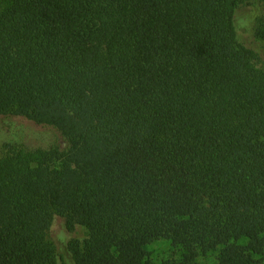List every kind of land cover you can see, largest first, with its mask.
Segmentation results:
<instances>
[{
    "label": "trees",
    "instance_id": "trees-1",
    "mask_svg": "<svg viewBox=\"0 0 264 264\" xmlns=\"http://www.w3.org/2000/svg\"><path fill=\"white\" fill-rule=\"evenodd\" d=\"M260 39L264 0H0V264H264Z\"/></svg>",
    "mask_w": 264,
    "mask_h": 264
},
{
    "label": "rangeland",
    "instance_id": "rangeland-1",
    "mask_svg": "<svg viewBox=\"0 0 264 264\" xmlns=\"http://www.w3.org/2000/svg\"><path fill=\"white\" fill-rule=\"evenodd\" d=\"M250 12V11H249ZM258 10L256 8L253 9V13H257ZM241 33L247 40H252L253 37V30L252 26L247 23L246 26H244L243 29H241ZM256 47L258 48L259 51L264 53V39H260L257 41ZM6 119L4 117H0V131L2 134L5 132H9L8 130L10 129V126L6 125ZM9 123L15 127V129H21L25 130L29 127H34L35 125L30 124L29 121L25 120L24 118H13L10 119ZM38 129V128H37ZM45 129V128H44ZM61 225H62V220L59 216H56L54 219V223L49 231V237L50 238H56L57 236L61 235ZM73 237L78 238L79 240H84L87 237V229L83 226L78 225L75 229V232L73 233ZM151 251H152V258L154 261H160L164 257H166L169 252H170V246L167 242L165 241H160L151 246Z\"/></svg>",
    "mask_w": 264,
    "mask_h": 264
}]
</instances>
